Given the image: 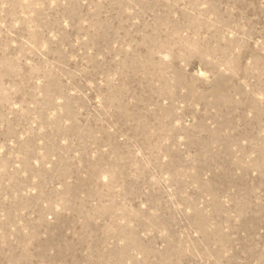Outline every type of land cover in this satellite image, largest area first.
<instances>
[{
  "label": "rangeland",
  "instance_id": "374dc122",
  "mask_svg": "<svg viewBox=\"0 0 264 264\" xmlns=\"http://www.w3.org/2000/svg\"><path fill=\"white\" fill-rule=\"evenodd\" d=\"M0 264H264V0H0Z\"/></svg>",
  "mask_w": 264,
  "mask_h": 264
}]
</instances>
